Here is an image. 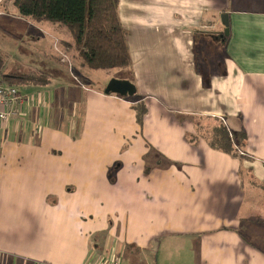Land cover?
I'll use <instances>...</instances> for the list:
<instances>
[{"label":"crops","instance_id":"0c3cea01","mask_svg":"<svg viewBox=\"0 0 264 264\" xmlns=\"http://www.w3.org/2000/svg\"><path fill=\"white\" fill-rule=\"evenodd\" d=\"M248 1L120 0L135 100L90 91L68 110L51 82L19 90L0 123V264H264V10ZM200 119L245 132L241 155Z\"/></svg>","mask_w":264,"mask_h":264},{"label":"trees","instance_id":"16d2710c","mask_svg":"<svg viewBox=\"0 0 264 264\" xmlns=\"http://www.w3.org/2000/svg\"><path fill=\"white\" fill-rule=\"evenodd\" d=\"M120 0H13L19 16L35 22L66 27L74 42H67L79 52L84 64L95 70L129 69L132 65L128 33L119 15ZM0 55V81L14 86H47V76L6 74ZM16 85H15V84ZM139 123L147 112L145 105L135 107ZM212 126L197 124L212 149L237 155L248 141L245 132H231L221 120Z\"/></svg>","mask_w":264,"mask_h":264},{"label":"rangeland","instance_id":"374dc122","mask_svg":"<svg viewBox=\"0 0 264 264\" xmlns=\"http://www.w3.org/2000/svg\"><path fill=\"white\" fill-rule=\"evenodd\" d=\"M248 5L264 10V0H249ZM71 41L74 42L66 27L22 18L14 7L13 0H0V55L5 62L6 74L31 75L36 72L35 76H47L52 85L50 90L69 91L70 98L63 101L64 109H71V103H75L77 99L82 101L87 92L105 94V90L113 81L132 83L128 69L95 70L86 66L75 47L66 44ZM221 54V51H218L217 57L220 58ZM25 87L17 85L24 95ZM136 96L137 94L127 98L129 101L135 100ZM60 108L61 106L56 110ZM63 115L64 123L73 121L70 112L65 111ZM197 121L205 128L213 125V122L207 120ZM63 133L67 135L66 130H63ZM74 135L72 136L75 137ZM136 139L138 138L127 134L123 137V142L127 146L130 140ZM237 154L241 155L239 151Z\"/></svg>","mask_w":264,"mask_h":264},{"label":"built area","instance_id":"2783aa9c","mask_svg":"<svg viewBox=\"0 0 264 264\" xmlns=\"http://www.w3.org/2000/svg\"><path fill=\"white\" fill-rule=\"evenodd\" d=\"M26 102L27 99L22 96L18 88L0 81V123H7L16 116Z\"/></svg>","mask_w":264,"mask_h":264},{"label":"water","instance_id":"95a60500","mask_svg":"<svg viewBox=\"0 0 264 264\" xmlns=\"http://www.w3.org/2000/svg\"><path fill=\"white\" fill-rule=\"evenodd\" d=\"M222 25L225 27L222 37L227 38L230 35L229 16L223 14L221 17ZM137 93V89L134 84L127 81H113L105 90L106 95L115 94L122 97L134 96Z\"/></svg>","mask_w":264,"mask_h":264}]
</instances>
